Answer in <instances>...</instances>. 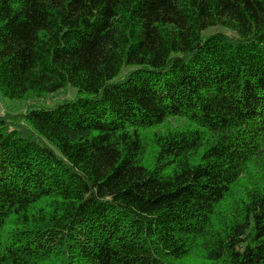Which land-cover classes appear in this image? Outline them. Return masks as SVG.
<instances>
[{"label":"trees","instance_id":"1","mask_svg":"<svg viewBox=\"0 0 264 264\" xmlns=\"http://www.w3.org/2000/svg\"><path fill=\"white\" fill-rule=\"evenodd\" d=\"M67 87L0 115V264H264V0H0V96Z\"/></svg>","mask_w":264,"mask_h":264},{"label":"rangeland","instance_id":"2","mask_svg":"<svg viewBox=\"0 0 264 264\" xmlns=\"http://www.w3.org/2000/svg\"><path fill=\"white\" fill-rule=\"evenodd\" d=\"M220 32L219 30H212L210 33ZM77 97V90L67 87L57 93L47 95L41 99H30L26 101H13L8 98L0 96V115H19L25 113L30 107L38 109L39 107L51 108L58 103L65 100H75ZM52 105V106H51ZM181 123L178 120H171L166 125L168 127H177Z\"/></svg>","mask_w":264,"mask_h":264},{"label":"bare ground","instance_id":"3","mask_svg":"<svg viewBox=\"0 0 264 264\" xmlns=\"http://www.w3.org/2000/svg\"><path fill=\"white\" fill-rule=\"evenodd\" d=\"M52 106V105H51Z\"/></svg>","mask_w":264,"mask_h":264}]
</instances>
